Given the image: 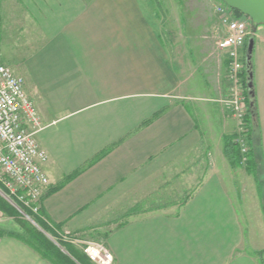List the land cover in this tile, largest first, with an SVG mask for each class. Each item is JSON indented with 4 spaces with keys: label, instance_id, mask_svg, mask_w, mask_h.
<instances>
[{
    "label": "crops",
    "instance_id": "1",
    "mask_svg": "<svg viewBox=\"0 0 264 264\" xmlns=\"http://www.w3.org/2000/svg\"><path fill=\"white\" fill-rule=\"evenodd\" d=\"M150 15L141 0H0V64L18 68L42 123L35 137L47 154V191L114 145L44 196L42 217L99 238L113 264H260L264 222L253 176L223 154L235 121L211 92L191 86L187 94ZM254 80L264 157V78ZM194 154L210 164L184 205L118 216L141 184L152 192ZM12 220H0V264H50L10 235L21 232Z\"/></svg>",
    "mask_w": 264,
    "mask_h": 264
},
{
    "label": "built area",
    "instance_id": "2",
    "mask_svg": "<svg viewBox=\"0 0 264 264\" xmlns=\"http://www.w3.org/2000/svg\"><path fill=\"white\" fill-rule=\"evenodd\" d=\"M215 11L223 30L217 50L227 60L228 86L219 101L236 123L233 141L239 149L241 163L245 165L250 148L244 120L247 106L241 73L245 44L254 36L253 25L246 17H236L224 4L218 5ZM41 128L34 103L24 90L23 79L11 68L0 64V198L28 220L33 219L24 210L40 216L49 186L43 170L47 154L35 137ZM4 216L0 210V220ZM57 234L61 240L78 246L91 263L113 264V255L102 241L86 240L79 233L58 231Z\"/></svg>",
    "mask_w": 264,
    "mask_h": 264
},
{
    "label": "rangeland",
    "instance_id": "3",
    "mask_svg": "<svg viewBox=\"0 0 264 264\" xmlns=\"http://www.w3.org/2000/svg\"><path fill=\"white\" fill-rule=\"evenodd\" d=\"M141 1L145 7L149 8L150 6V18L166 44L169 54V63L173 66H178V71L180 67L182 69L180 72L183 79L182 84L183 87H186L187 94L190 93L191 86L201 92H211L212 97L210 99H212V102L225 109L219 100L223 98L228 83L222 66L224 57L217 51V43L223 36V30L219 22V16L215 11V8L218 5H223V3L219 0H158L157 4H159V7H156L152 0H149L150 3L148 0ZM153 12L155 14H153ZM253 32L254 51L252 66L253 81L255 82V77L257 80L262 77L264 78V25L253 26ZM10 55L12 56V53H10ZM15 62L18 63V60ZM9 66L15 73H20L18 68L13 65ZM204 82H207L209 87H206ZM186 104L189 109L193 110V103L186 102ZM226 112L228 113L227 110ZM229 117L232 119L230 114ZM256 149L255 154L258 163V174L261 180H264V157L261 143ZM195 155L196 154L188 158V161L181 163L175 169L169 170L167 172V179H160L159 183L155 184V189H151L152 192L147 193V191H145V183L141 184L137 194L133 196V201L128 203L124 210H120L118 216L124 215L125 212L136 203L144 202L145 206L143 208L152 207L155 205V202L157 205L167 201L178 203L182 198L191 193L201 179V171L205 167H209L210 164L209 162H205L207 159H204L205 161L203 160L202 155H196V157ZM204 156L206 157V155ZM244 167L245 165L242 164L241 169H244ZM174 174L176 175L175 177H173ZM262 187L264 191V184ZM255 189L264 222V194L262 196L259 195L256 184ZM129 198L128 196L126 197L127 200H129ZM0 202L5 203L7 206H11L2 198H0ZM238 213H240L239 210ZM144 214L145 213H143V215ZM4 215L6 214L4 213ZM20 217L30 223L26 217L22 215H20ZM12 218V221L16 223L14 217ZM127 218L129 217L123 219L125 220ZM34 227L41 231L39 226ZM45 234L49 235L48 233H44V235ZM81 237L83 238L82 235ZM48 239L50 241L52 239L56 242L54 238ZM62 241L80 250L78 246L64 240ZM89 241L97 242L100 241V239L96 238L95 240Z\"/></svg>",
    "mask_w": 264,
    "mask_h": 264
},
{
    "label": "trees",
    "instance_id": "4",
    "mask_svg": "<svg viewBox=\"0 0 264 264\" xmlns=\"http://www.w3.org/2000/svg\"><path fill=\"white\" fill-rule=\"evenodd\" d=\"M229 9L233 11V14L236 17H245L238 10H235L232 8H229ZM245 50H246V44L244 48V53H245ZM243 64H244V68L241 73V80H242V85L244 88L245 104L247 106L244 120L247 125V144L250 148L247 154V161L245 163L244 168L248 174L253 176L255 184L257 186V191L259 195L262 196L264 194L263 187H262V185L264 184V180H261V178L259 177V174H258L259 170L257 167L258 163L256 159V154H255V150H257L256 148H258L261 143L260 133L258 131V123H257L258 122L257 106H256L255 96L251 97L250 94L248 93V89H247L248 72L246 70L245 58H243ZM252 71H253V66H252ZM253 93L255 94L254 86H253ZM150 121L151 119L146 122H150ZM234 137L235 135L233 134L230 136H225L223 138V154L227 158L231 168H239L242 166L241 156H240L237 145L233 141ZM113 147L114 145H111L103 149L102 151H100L91 160L87 161L84 164V166H82L80 169L66 176L59 184L49 188L45 196L62 188L66 183H68L69 181L74 179L77 175H79L84 169L90 167L91 165L95 164L100 159H102L104 156H106L113 149ZM188 197H189V194L186 195L184 198H182L178 203L174 201H167V202H164L163 204L157 205V203L155 202V205H153L152 207H145V208H143L145 206L144 202L136 203L133 207H131L125 212L124 217L137 216V215L147 213L150 211H155V210H158L164 207L166 208L171 205L182 206L184 205ZM263 206H264V203H263ZM0 210L8 216L14 217L17 225L21 229L20 233H16V234L11 233L10 235L16 237L19 241L23 242L25 245L30 247L41 258L48 261L50 264H93L88 260V258L80 250L76 249L75 247H73L72 245L66 242H63L58 237L57 232L60 230V227L54 226L52 224H49L47 221H44L40 217V216H43L42 212H40V216H35V215H31L29 211L24 210V212L33 219V221L37 224V226L41 228L43 232L48 233L52 238L56 240L57 244L61 246L66 251V253L61 251L60 248H58L52 241H50L44 235L43 232L37 230L28 221L23 220L20 217V214H18L17 211L11 206H7L5 203L0 202ZM263 213H264V207H263ZM1 235H4V234L0 231V236ZM254 254L259 257L260 264H264V261L262 259V256L264 255V249L259 250L255 252Z\"/></svg>",
    "mask_w": 264,
    "mask_h": 264
},
{
    "label": "water",
    "instance_id": "5",
    "mask_svg": "<svg viewBox=\"0 0 264 264\" xmlns=\"http://www.w3.org/2000/svg\"><path fill=\"white\" fill-rule=\"evenodd\" d=\"M220 1L224 3L226 6H228L229 8H232V9H235L241 12L245 17H247L251 21L253 26L264 25V0H220ZM253 51H254V39L250 37L246 43V50H245L244 58H245L246 70L248 72L247 89L251 97L255 96V94L253 93V71H252ZM29 221L32 225L38 227L37 224L33 220H29ZM41 232L43 231L41 230ZM46 236L50 239L52 238L49 235H46ZM51 241L58 248H60L61 251L66 253V251L61 246H59L52 239Z\"/></svg>",
    "mask_w": 264,
    "mask_h": 264
},
{
    "label": "flooded vegetation",
    "instance_id": "6",
    "mask_svg": "<svg viewBox=\"0 0 264 264\" xmlns=\"http://www.w3.org/2000/svg\"><path fill=\"white\" fill-rule=\"evenodd\" d=\"M220 1V0H219Z\"/></svg>",
    "mask_w": 264,
    "mask_h": 264
}]
</instances>
